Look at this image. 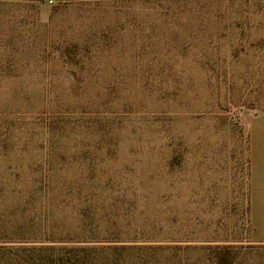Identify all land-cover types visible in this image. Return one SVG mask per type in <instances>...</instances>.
<instances>
[{"label": "rangeland", "instance_id": "374dc122", "mask_svg": "<svg viewBox=\"0 0 264 264\" xmlns=\"http://www.w3.org/2000/svg\"><path fill=\"white\" fill-rule=\"evenodd\" d=\"M262 112L264 0H0V264H264Z\"/></svg>", "mask_w": 264, "mask_h": 264}, {"label": "crops", "instance_id": "0c3cea01", "mask_svg": "<svg viewBox=\"0 0 264 264\" xmlns=\"http://www.w3.org/2000/svg\"><path fill=\"white\" fill-rule=\"evenodd\" d=\"M264 117V112L260 113ZM261 131L260 138L263 135L264 128ZM262 164V165H261ZM264 151L257 148L252 152V159H249V170L251 174L253 201L258 209L257 220L264 222Z\"/></svg>", "mask_w": 264, "mask_h": 264}, {"label": "trees", "instance_id": "16d2710c", "mask_svg": "<svg viewBox=\"0 0 264 264\" xmlns=\"http://www.w3.org/2000/svg\"><path fill=\"white\" fill-rule=\"evenodd\" d=\"M46 263L45 264H64L63 255L59 251L48 250L46 252Z\"/></svg>", "mask_w": 264, "mask_h": 264}]
</instances>
